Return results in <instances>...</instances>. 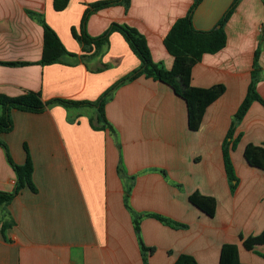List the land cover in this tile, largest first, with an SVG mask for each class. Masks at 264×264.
Masks as SVG:
<instances>
[{"label":"crops","instance_id":"obj_1","mask_svg":"<svg viewBox=\"0 0 264 264\" xmlns=\"http://www.w3.org/2000/svg\"><path fill=\"white\" fill-rule=\"evenodd\" d=\"M98 1L70 0L56 11L54 0H0V96L33 92L46 103L39 113L12 109V129L0 134L15 164L24 165L30 155L36 188L26 187L0 206V264H174L183 254L199 264H219L225 244L238 246L241 262L264 264V245L249 251L240 240L264 231V170L244 157L247 145L264 147V104L254 101L235 125V191L223 152L258 49L256 92L264 101V0H240L224 25L226 47L193 68V86L226 88L196 132L189 129L186 102L145 75L106 98L107 123L98 120L96 106L57 101L95 103L141 66L119 32L98 51L73 36ZM234 1L202 0L192 16L194 29H216ZM193 2L129 0L128 7L93 12L86 32L95 38L115 23L135 28L153 62L170 69L174 59L164 40ZM42 22L69 53L59 63L39 64ZM15 187L16 173L0 145V192ZM197 191L216 199L214 217L190 202Z\"/></svg>","mask_w":264,"mask_h":264},{"label":"trees","instance_id":"obj_2","mask_svg":"<svg viewBox=\"0 0 264 264\" xmlns=\"http://www.w3.org/2000/svg\"><path fill=\"white\" fill-rule=\"evenodd\" d=\"M70 0H54V9L56 11H63L69 5ZM188 15L179 19L172 26L170 32L164 40L165 47L169 54L173 57V65L170 69H165L153 62L147 40L135 28L112 24L111 27L99 37H90L86 32V25L89 16L100 9L124 4L129 5V0H103L92 3L84 12L81 20L80 32L73 28V36L84 46H90L95 50H101L105 44L108 43L112 32H119L123 35L132 51L138 56L141 61V66L127 77L120 80L110 90H108L97 102H74L57 100L58 102L67 106H96L98 112V120L107 123L105 105L106 98L119 85L134 80L143 75L152 77L170 86L175 93L181 97L187 104L188 126L193 132L200 129L203 117L207 109L217 101L226 91L225 86L215 85L210 88H199L192 85L193 68L202 61L205 55H214L222 51L227 45V36L224 31V25L230 19L234 9L240 2L235 0L230 9L226 12L224 17L219 22L220 28L211 31H197L193 27L192 16L196 8L202 0H193ZM44 49L40 65L46 66L54 63H59L62 58L69 55L63 43L61 42L57 33L46 23L42 22ZM259 55L258 49L255 53L254 67L252 72V81L248 89V93L241 106L239 107L231 128L227 134L224 144V162L228 178L231 182V188L236 190L238 179L235 168L230 157V151L235 150L239 139H233L235 132V125L241 121L249 111L254 101H259L264 104L262 98L256 92V83L259 79ZM13 65V64H11ZM0 105L3 108V116L0 119V134L9 132L12 129L13 123L10 118L12 109L20 111L39 113L43 111L46 103L43 102L39 93L28 92L18 97L0 96ZM0 145L7 151V156L10 164L16 173V187L13 193L0 192V206L13 200L20 191L26 187L32 191H36L33 183V163L28 154L26 163L24 165L15 164L9 154L5 144L0 141ZM26 151L28 149L26 148ZM244 157L251 167L264 170V147L249 144L244 151ZM190 202L200 211L209 217H214L217 210V201L214 197L205 196L201 193L194 192L189 196ZM157 219L166 222L163 217L156 216ZM240 240L246 250L255 251L258 246L264 245V231L256 236L240 237ZM174 264H199L197 260L191 255H180ZM219 264H245L241 262L239 257V248L235 244L223 245L220 253Z\"/></svg>","mask_w":264,"mask_h":264},{"label":"water","instance_id":"obj_3","mask_svg":"<svg viewBox=\"0 0 264 264\" xmlns=\"http://www.w3.org/2000/svg\"><path fill=\"white\" fill-rule=\"evenodd\" d=\"M217 28L219 29L220 27L218 26Z\"/></svg>","mask_w":264,"mask_h":264}]
</instances>
